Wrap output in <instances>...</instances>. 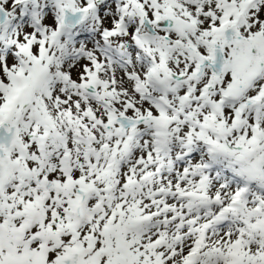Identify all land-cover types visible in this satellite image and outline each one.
Wrapping results in <instances>:
<instances>
[{
    "label": "snow or ice",
    "instance_id": "snow-or-ice-1",
    "mask_svg": "<svg viewBox=\"0 0 264 264\" xmlns=\"http://www.w3.org/2000/svg\"><path fill=\"white\" fill-rule=\"evenodd\" d=\"M0 264H264V0H0Z\"/></svg>",
    "mask_w": 264,
    "mask_h": 264
}]
</instances>
